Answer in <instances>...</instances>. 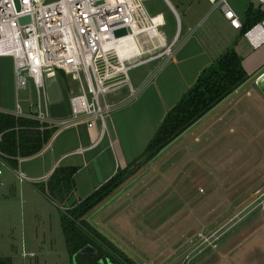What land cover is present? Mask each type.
Returning <instances> with one entry per match:
<instances>
[{
    "label": "rangeland",
    "instance_id": "1",
    "mask_svg": "<svg viewBox=\"0 0 264 264\" xmlns=\"http://www.w3.org/2000/svg\"><path fill=\"white\" fill-rule=\"evenodd\" d=\"M247 2L228 0L239 13ZM144 3L151 15L167 10L166 0ZM169 28L175 31V20L163 29L167 41ZM161 60L129 70L132 86ZM58 76L72 92L77 90L72 75ZM18 99L24 111L37 100L31 81ZM41 102L49 113L53 103L45 104L43 97ZM226 105L214 107L142 163L86 215L133 264H264V90L246 87L244 100L216 119ZM10 173L1 177L7 183L0 186V257H9L12 264H74L60 227L64 208L23 190L26 181ZM236 214L219 231L215 247L198 246L200 235Z\"/></svg>",
    "mask_w": 264,
    "mask_h": 264
},
{
    "label": "built area",
    "instance_id": "2",
    "mask_svg": "<svg viewBox=\"0 0 264 264\" xmlns=\"http://www.w3.org/2000/svg\"><path fill=\"white\" fill-rule=\"evenodd\" d=\"M209 1L219 7L231 28L241 31L242 21L228 0ZM246 1L264 5V0ZM163 25L162 13L151 15L144 0H0V56H9L13 62L15 107L11 114L49 123L57 131L79 124L87 128L99 125L102 137L112 112L141 90L131 85L128 71L173 58L178 35L165 40L160 32ZM119 30L124 34L117 35ZM242 36L253 47L263 43L264 17ZM57 72L72 75L78 88L70 90L69 115L54 120L41 98L46 104L45 78H56ZM29 81L37 100L30 102V113L25 114L18 95ZM123 88H127V96L113 101ZM15 172L20 181H35L20 170ZM238 214L200 235L198 246L215 247L219 231Z\"/></svg>",
    "mask_w": 264,
    "mask_h": 264
},
{
    "label": "crops",
    "instance_id": "3",
    "mask_svg": "<svg viewBox=\"0 0 264 264\" xmlns=\"http://www.w3.org/2000/svg\"><path fill=\"white\" fill-rule=\"evenodd\" d=\"M174 1L175 5L166 0L167 10L159 12L164 18L160 32L165 40L168 35L163 29L168 24V20L170 22L175 20V31L169 28L170 40L178 35L173 58L167 62L161 60L156 63L145 79L135 83L134 88L141 87L139 94L112 112L107 120V133L102 137L99 138V125L87 128L84 124H79L63 128L56 131L39 153L20 160L17 170L35 179L20 185L23 190L29 188L30 192L40 200L43 198L42 200L52 204L53 202L36 188L35 183L44 182L57 166H75L77 171L73 176L74 196L76 201L85 198L118 169L131 165L141 156L166 111L176 104L182 94L195 82L199 73L228 48H233L240 56L242 66L249 78L240 89L235 90L221 102L228 105L221 110L216 119L220 120L229 114L233 103L238 105L244 100L246 87L257 92L259 89L264 90V42L257 47L251 46L242 36L241 31L229 26L219 7H214L209 0ZM249 4L250 2H247L241 9L242 12H237L242 22ZM251 4L257 7L255 3L251 2ZM260 8L264 11V5ZM182 21L183 28H181ZM56 80L60 99L52 102L51 112L48 113L54 120L69 115L68 98L71 94L70 89L59 76ZM59 80L62 84L61 88ZM127 93V88H123L114 96L115 101L125 98ZM14 107L13 62L9 56H0V111L12 113ZM24 112L29 114L30 110ZM0 166L5 165L0 163ZM0 170V186L7 183V177L5 180L1 179L4 173L7 176L12 172L17 178L14 169L0 167ZM44 201L41 202L45 204Z\"/></svg>",
    "mask_w": 264,
    "mask_h": 264
},
{
    "label": "trees",
    "instance_id": "4",
    "mask_svg": "<svg viewBox=\"0 0 264 264\" xmlns=\"http://www.w3.org/2000/svg\"><path fill=\"white\" fill-rule=\"evenodd\" d=\"M263 17L264 11L250 3L245 10L241 34ZM248 78L240 56L233 48H228L199 73L176 104L166 111L139 159L118 169L85 198L79 201L72 199L75 166H57L44 182L35 183L49 200L64 208L59 221L68 256H75L78 264H93L98 259L110 264H133L127 254L87 221L86 215L129 179L142 163L152 160ZM56 131L57 128L49 123L0 111V163L17 169L20 160L39 153ZM86 245L92 246L95 252L78 253ZM0 264H12L11 259L0 257Z\"/></svg>",
    "mask_w": 264,
    "mask_h": 264
},
{
    "label": "water",
    "instance_id": "5",
    "mask_svg": "<svg viewBox=\"0 0 264 264\" xmlns=\"http://www.w3.org/2000/svg\"><path fill=\"white\" fill-rule=\"evenodd\" d=\"M25 19L26 18H22L21 21ZM124 32H125L124 30H119L116 32V34L120 35V34H124ZM45 92H46V98L49 102H54L60 99V91L58 88L57 80L54 76H48L45 78ZM88 252L94 253L95 249L90 245H86L78 253H88ZM73 259L75 260L74 264H78L76 262L75 256L73 257ZM93 264H110V263L104 261L103 259H98Z\"/></svg>",
    "mask_w": 264,
    "mask_h": 264
}]
</instances>
